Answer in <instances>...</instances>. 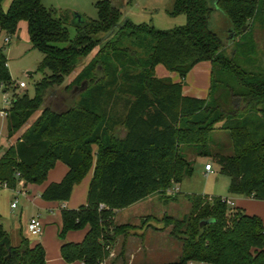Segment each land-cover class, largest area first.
<instances>
[{
	"label": "trees",
	"instance_id": "obj_1",
	"mask_svg": "<svg viewBox=\"0 0 264 264\" xmlns=\"http://www.w3.org/2000/svg\"><path fill=\"white\" fill-rule=\"evenodd\" d=\"M2 2L0 29L11 35L20 20L28 22L31 42L44 54L39 66L44 77L35 83L33 97L17 95L0 46V89L15 91L7 109L8 137L42 108L0 157V184L16 188L21 179L24 185L42 184L62 161L67 173L48 184L41 197L65 202L94 167L86 203L62 209L61 237L89 225L81 242L61 246L67 262L103 264L118 236L136 233L132 224L115 223L117 210L153 193L177 200L168 189L194 170L184 146L208 153L217 124L232 140L231 153L214 154L221 172L230 177V193L264 199V53H258L253 34L255 24H264V0H174L169 14H184L186 22L169 30L122 19L124 0H95L98 18L82 17L74 37L67 27L70 12L58 16L41 0H12L7 10ZM217 9L230 28L224 35L211 27ZM104 39L65 84L79 60ZM231 42L233 54L226 51ZM201 61L212 63L209 94L186 96L185 78ZM157 64L179 73L181 81L158 77ZM217 87L225 93L217 96ZM186 197L191 207L183 218L164 216L165 227L181 245L178 260L166 264H264L260 216L231 206L221 195ZM205 219L213 221L201 227ZM0 264H46L45 248L26 237L13 246L0 221Z\"/></svg>",
	"mask_w": 264,
	"mask_h": 264
},
{
	"label": "rangeland",
	"instance_id": "obj_2",
	"mask_svg": "<svg viewBox=\"0 0 264 264\" xmlns=\"http://www.w3.org/2000/svg\"><path fill=\"white\" fill-rule=\"evenodd\" d=\"M12 0H3L2 7L7 10ZM42 4L47 8H54L58 12V16L70 12V18L67 22V27L70 31L71 37H74L77 32L78 23L80 20L77 14H80L85 19H97L98 9L95 5V0H41ZM122 19L129 18L135 23L152 22L157 29L169 30L178 25H183L186 22L184 14L178 16H171L169 12L173 9L174 0H124ZM211 27L216 32L225 34L229 31L228 22L219 9L213 13ZM246 28V27H245ZM253 34L257 43L258 53H264V24H255L253 27ZM9 36L10 41L6 42L5 38ZM101 44L87 57L79 60L75 71L65 78V84L70 83L76 74L81 70L83 65L87 63L94 55V53L103 45ZM0 46H4L8 58L9 71L12 79L19 83L25 81L27 87L16 89L17 95L27 92L31 97L35 95V83L44 77V73L39 70V66L43 60L44 54L35 48L31 42L28 30V22L22 19L18 23V29L14 34L8 35L0 29ZM228 53H234L233 43L226 46ZM50 71L46 70V73ZM83 87V85H82ZM85 89V87H83ZM82 89V90H84ZM216 95L220 96L225 93L222 88L217 87ZM8 109L10 104L4 101V92L0 89V110ZM3 109V110H5ZM42 108L35 111L33 116L29 119L26 126L17 133L16 137L20 135L29 124H31L40 114ZM7 111V110H6ZM7 121L2 119L0 115V137L3 144L7 142ZM184 154L192 162L193 172L185 176L180 182L181 191L177 193L179 200H169L164 202H154L149 207V213L153 216L149 217L148 221L140 222L136 227L139 234L145 235V244H150L153 252L147 251V263L157 264L161 262L174 261L180 246L179 241L170 234L171 227H165V215H171L178 218H183L190 210L191 204L186 197V194H208L221 195L223 197H232L233 194L229 191V177L222 173L220 165L215 160L214 154L216 152L231 153L232 140L229 131L221 129L217 124L211 131L210 141L208 143V153L200 154L195 146H184ZM60 164H64L60 161ZM211 163L213 171L207 172L205 164ZM41 184H35L34 187L28 188V194H22L15 189L5 186H0V220L8 227L9 220L18 221L19 212L24 209L23 213V235H27L31 239H35L28 228H26V221L30 219L34 213V206L30 202L34 194L38 193L36 187ZM154 198V197H153ZM156 198V197H155ZM156 200V199H155ZM15 201L18 204V209L12 211L11 203ZM7 229V228H6ZM17 230L8 228L11 244L18 246L21 241L19 227ZM23 236V237H25ZM145 259V257H144ZM206 264V263H204Z\"/></svg>",
	"mask_w": 264,
	"mask_h": 264
},
{
	"label": "crops",
	"instance_id": "obj_3",
	"mask_svg": "<svg viewBox=\"0 0 264 264\" xmlns=\"http://www.w3.org/2000/svg\"><path fill=\"white\" fill-rule=\"evenodd\" d=\"M211 71L212 63L210 61H201L197 63L185 78L183 84V94L186 96L199 98L207 97L211 84ZM155 73L160 78H170L173 82L181 81L179 73L169 71L162 64L156 65ZM3 109H5V107ZM3 109L0 110V115L2 119L7 121V109ZM17 137L14 136L13 138H9L7 135V142L5 145L3 144V140L0 137V157L4 151L16 141ZM60 163V161H57L56 165L49 171L47 180L42 183L41 186L36 187L38 193L34 194L33 198H30V202L34 206L35 210L34 213H32L35 215L32 216H39L41 218L44 224L43 233L41 235L35 236V239H31L27 235H23L22 217L24 209L19 212L20 215L18 221L15 222L13 220H9L8 227L4 223L2 224L5 229L10 228L11 230H17L16 228L19 227L21 240L22 237L25 236L29 239L31 245L41 243L44 246L46 252V264H86L80 260L74 261L72 263L67 262L61 254V246L66 242H81L89 230V225L82 229L69 230L63 237L60 236V231L62 228V209L77 208L80 205L86 203L89 184L94 172V167L91 168V170L80 183L73 187L71 197L68 201L61 202L46 200L41 197V193L45 187L52 182L61 181L68 171V166L65 163ZM228 183L230 185V177ZM180 184L181 183H174L169 188L176 190L174 195H177V193L182 190ZM31 185L34 187L35 184L29 183L24 186L18 185L16 188L11 189L22 192V194H28L27 190L29 187H31ZM179 199L180 198L178 197L177 200ZM162 200L167 202V204L169 202V200L162 198L160 193H153L145 199L130 205L129 207L117 210L114 221L116 224H132L138 227L140 222L143 223L146 220L148 221L149 217L153 216L149 213L150 205L154 202H160ZM229 201L231 202V206L243 208L245 212L249 214H256L260 216L264 222V199H258L251 196L233 195L232 197H229ZM11 208L12 211L18 209V204L16 207H13L11 203ZM28 221L29 219L26 221V228ZM135 232L136 233L129 234L126 237L123 235L118 236L109 258H107L103 264H148L146 259L148 256L147 251L153 252V248L150 244H145V235L139 234L137 231ZM180 252L181 245L179 246L177 255L175 257L176 259L174 261L161 262L157 264H166L177 261L180 256Z\"/></svg>",
	"mask_w": 264,
	"mask_h": 264
},
{
	"label": "built area",
	"instance_id": "obj_4",
	"mask_svg": "<svg viewBox=\"0 0 264 264\" xmlns=\"http://www.w3.org/2000/svg\"><path fill=\"white\" fill-rule=\"evenodd\" d=\"M9 41H10V37L8 36V37H6V42H9ZM15 85L20 87V88L27 87V84H26L25 81H21L19 83H16ZM2 90L4 92V101H5V103L11 105L13 103V101H14V98H15L14 89L12 87H10L8 89H4V87H3ZM205 169L207 171H211L212 172L213 171V165L211 163H206ZM17 175H19V173ZM18 185L24 186V181L22 179L19 180ZM0 186L8 187L7 183L0 184ZM168 192L171 193V194H174L176 192V190L168 189ZM229 203H231V202L229 201ZM16 205H17V203L15 201L12 202V206L13 207H16ZM101 206H103V204H101ZM27 228H28V231L32 235L38 236V235H41L43 233L44 224H43V222H42V220H41V218L39 216H32L29 219V221H28ZM186 264H204V263L203 262H197V261H194V260H189Z\"/></svg>",
	"mask_w": 264,
	"mask_h": 264
},
{
	"label": "water",
	"instance_id": "obj_5",
	"mask_svg": "<svg viewBox=\"0 0 264 264\" xmlns=\"http://www.w3.org/2000/svg\"><path fill=\"white\" fill-rule=\"evenodd\" d=\"M82 17L83 16H81L80 14H77V18L80 20V22L83 21ZM244 29H246V28H244ZM83 87H86V82H84ZM83 87H81V89H84ZM212 221H213L212 219L201 220L200 225L202 227L204 224L212 222Z\"/></svg>",
	"mask_w": 264,
	"mask_h": 264
}]
</instances>
